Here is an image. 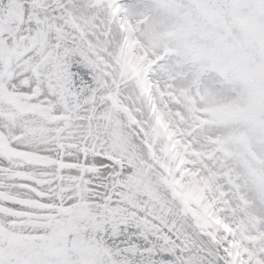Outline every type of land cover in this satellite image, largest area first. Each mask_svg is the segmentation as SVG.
I'll return each mask as SVG.
<instances>
[{"label":"snow or ice","instance_id":"1","mask_svg":"<svg viewBox=\"0 0 264 264\" xmlns=\"http://www.w3.org/2000/svg\"><path fill=\"white\" fill-rule=\"evenodd\" d=\"M0 264H264V0H0Z\"/></svg>","mask_w":264,"mask_h":264}]
</instances>
